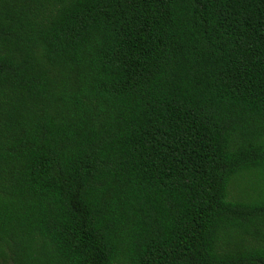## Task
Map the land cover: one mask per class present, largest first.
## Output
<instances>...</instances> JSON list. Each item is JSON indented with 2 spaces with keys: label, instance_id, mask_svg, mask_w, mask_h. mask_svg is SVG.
<instances>
[{
  "label": "trees",
  "instance_id": "trees-1",
  "mask_svg": "<svg viewBox=\"0 0 264 264\" xmlns=\"http://www.w3.org/2000/svg\"><path fill=\"white\" fill-rule=\"evenodd\" d=\"M0 264H264V0H0Z\"/></svg>",
  "mask_w": 264,
  "mask_h": 264
}]
</instances>
